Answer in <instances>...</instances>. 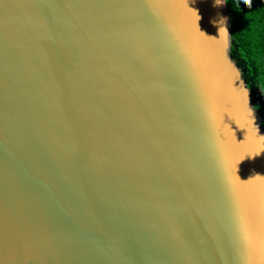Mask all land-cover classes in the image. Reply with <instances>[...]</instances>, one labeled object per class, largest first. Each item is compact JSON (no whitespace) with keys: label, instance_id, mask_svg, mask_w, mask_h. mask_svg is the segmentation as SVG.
<instances>
[{"label":"water","instance_id":"95a60500","mask_svg":"<svg viewBox=\"0 0 264 264\" xmlns=\"http://www.w3.org/2000/svg\"><path fill=\"white\" fill-rule=\"evenodd\" d=\"M229 27L225 0H0V264H264Z\"/></svg>","mask_w":264,"mask_h":264},{"label":"trees","instance_id":"16d2710c","mask_svg":"<svg viewBox=\"0 0 264 264\" xmlns=\"http://www.w3.org/2000/svg\"><path fill=\"white\" fill-rule=\"evenodd\" d=\"M229 17L230 56L241 70L264 130V0H225Z\"/></svg>","mask_w":264,"mask_h":264},{"label":"clouds","instance_id":"9594fccd","mask_svg":"<svg viewBox=\"0 0 264 264\" xmlns=\"http://www.w3.org/2000/svg\"><path fill=\"white\" fill-rule=\"evenodd\" d=\"M242 2L246 5V6H251V0H242ZM221 26V23L219 24V27ZM224 26L226 27V24L224 23Z\"/></svg>","mask_w":264,"mask_h":264}]
</instances>
